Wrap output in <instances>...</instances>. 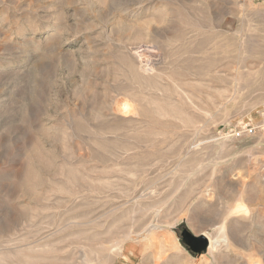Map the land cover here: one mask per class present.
<instances>
[{
  "label": "rangeland",
  "instance_id": "obj_1",
  "mask_svg": "<svg viewBox=\"0 0 264 264\" xmlns=\"http://www.w3.org/2000/svg\"><path fill=\"white\" fill-rule=\"evenodd\" d=\"M263 106L264 0H0V264H264Z\"/></svg>",
  "mask_w": 264,
  "mask_h": 264
},
{
  "label": "water",
  "instance_id": "obj_2",
  "mask_svg": "<svg viewBox=\"0 0 264 264\" xmlns=\"http://www.w3.org/2000/svg\"><path fill=\"white\" fill-rule=\"evenodd\" d=\"M183 238L193 251L201 252L209 245V238L205 235L195 236L184 232Z\"/></svg>",
  "mask_w": 264,
  "mask_h": 264
},
{
  "label": "built area",
  "instance_id": "obj_3",
  "mask_svg": "<svg viewBox=\"0 0 264 264\" xmlns=\"http://www.w3.org/2000/svg\"><path fill=\"white\" fill-rule=\"evenodd\" d=\"M259 117H260V122H261V127L264 130V106L262 109L259 111Z\"/></svg>",
  "mask_w": 264,
  "mask_h": 264
},
{
  "label": "bare ground",
  "instance_id": "obj_4",
  "mask_svg": "<svg viewBox=\"0 0 264 264\" xmlns=\"http://www.w3.org/2000/svg\"><path fill=\"white\" fill-rule=\"evenodd\" d=\"M30 260H32V259H30ZM31 264V263H30Z\"/></svg>",
  "mask_w": 264,
  "mask_h": 264
}]
</instances>
